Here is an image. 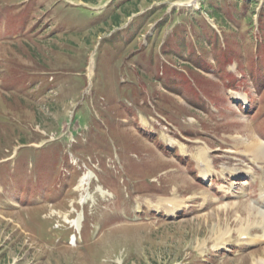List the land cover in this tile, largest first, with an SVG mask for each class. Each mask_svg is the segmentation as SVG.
I'll return each mask as SVG.
<instances>
[{
  "label": "rangeland",
  "instance_id": "rangeland-1",
  "mask_svg": "<svg viewBox=\"0 0 264 264\" xmlns=\"http://www.w3.org/2000/svg\"><path fill=\"white\" fill-rule=\"evenodd\" d=\"M12 1L16 4L13 3L7 12L13 17L9 25L0 20V84L2 78L10 88L0 87V165L12 162L11 167L0 173V208L10 210H0V264H196V259H200L199 264H264V243L255 250L234 249V245L239 247V243L244 241L239 234L250 232L255 236L264 225L260 188L261 180H264V164L256 165V161L253 162L246 153V143L264 134V119L251 118L247 112L249 107H244V103L243 108L240 107L232 98L231 91L245 83L256 99L255 104L260 105L253 113L262 112V75L255 79L253 74L264 67V47L261 46L264 41L254 28L256 12L258 7L264 6V0H197L193 6H187L192 0H133L130 11L135 14L112 31H109L107 23L111 24V20L107 17L117 5L114 0H89V3L84 0ZM136 4L140 8L139 13L134 10ZM55 5L57 8L53 9ZM69 6L71 8L67 9ZM80 6L93 10V14L87 16ZM231 7L233 9L230 10ZM217 11L220 17L216 15ZM142 15L145 19L134 28L137 32L133 30L131 38L124 39L127 33L122 31ZM64 19L68 24L55 31V23H62ZM106 20L109 21L105 25ZM158 22H162L160 29L155 27ZM261 25L264 31V13ZM207 26L215 27L220 38L223 32L231 46L228 55L217 54L218 37ZM21 28L25 35L21 33L18 40L10 37L14 34L11 31ZM72 28L82 32L69 34ZM98 28L106 30L105 33L94 35L92 30ZM155 30L158 31L153 38ZM118 31L122 33L114 37ZM165 39L164 54L160 55L159 44ZM181 39L183 43L179 44ZM100 42L105 45L98 53ZM138 44L141 46L136 47ZM96 55L99 56V65L93 82ZM192 57L200 58L204 63H195ZM234 58L242 63L246 77L239 80L232 75L231 82L227 83V64ZM173 68L185 71L187 77L184 72L180 74ZM229 68L234 71L236 65ZM24 73L30 79L37 74L44 78L30 80L27 88V75L19 80ZM236 74L242 77L239 72ZM178 76L183 77L177 79ZM88 77L90 85L86 80ZM151 92L159 98V112L155 111ZM143 93L148 97L150 93V99L142 98ZM84 95L86 99L100 96L94 100L96 112L98 116L105 115L106 119L97 128L90 125L95 109L89 108V111L87 106H92V100L83 110H78V115L82 116L74 120L75 110ZM125 95L127 98L124 100ZM207 97L213 102L227 100L226 109L218 112L215 103ZM202 99L204 103H200ZM106 102L109 110L105 106L100 109L99 105H106ZM175 109L178 111L172 114L171 125L165 121L163 113L174 112ZM207 120L209 122L205 126ZM110 125L112 131L115 128V132L106 136L107 142L108 138L111 141L97 144L93 150L90 148L94 155L88 156V162L103 175L115 174L112 185L118 183L114 188L121 187L123 191L118 197L113 195V203H106L110 197L99 195L97 173L88 171L89 180L94 182L91 189L84 186L91 183L87 180L84 184L79 183L75 191L80 190V203L89 204L94 216L91 223L86 224L91 229V239L86 244L80 239L81 243L75 246L54 232L61 241L48 234L36 240L28 226L30 222L36 223L41 231L45 230L46 224L58 228L62 222H69L70 214L75 210L68 209L69 201L65 200L68 191L59 192L57 199L44 198V193L38 195L39 201L35 203L43 205L26 208L30 203L21 198L37 194L21 195L20 191L10 187L15 183L30 186L26 184L27 178L15 172L17 161L27 155L24 161L29 162L31 169L35 167L34 153L49 156L50 152L60 148L64 153L71 152L76 150L72 148L80 138L85 144L97 142L96 137L86 131L93 128L96 131L100 127L108 131ZM185 125H189V129L183 131L181 127ZM153 136H158V140ZM205 137H210L213 148H219L221 141L229 140L231 145L228 147L236 150L235 155L226 151L222 155H217L214 150L210 152L211 157L218 161L220 172L230 164L240 170H252V175L234 177L232 173H226L222 181V176L216 177L217 187H207V197L199 193L205 189V182L195 180L197 190L192 191V183L188 179H191V174L197 177L200 173L191 161L187 170L186 164L180 160L182 156L175 151L179 149L187 158L195 160L198 148L206 145ZM104 148L110 152H105ZM205 148L209 150L208 146ZM9 150L13 151L9 153ZM113 151L133 166H127L121 158L116 159ZM72 152V162L77 164L80 155ZM177 165L184 169L183 175L173 178V171L169 175L171 181H165L161 186L153 182L156 179L145 180L143 186L146 189L134 195L126 186L129 183L125 180L123 184L122 181L124 172L129 169L134 170L132 174L137 178L141 176L149 180L154 176L161 179L160 171L169 168L166 172L170 173ZM13 171V177H8ZM246 178L250 181L243 185L241 182ZM164 186L170 190L169 197L185 198L188 211L184 216L172 218L165 213L161 217L163 209L151 207L157 206L162 197L152 192ZM124 191L126 200L122 201ZM207 201H210L208 208L204 206ZM143 209L157 214L152 216ZM108 215L112 218L106 217ZM39 216L48 220L38 221ZM100 227L102 229L98 233ZM228 237L226 243L232 245L226 246V255H221L223 248L220 246ZM211 251L219 254L212 257L208 254Z\"/></svg>",
  "mask_w": 264,
  "mask_h": 264
},
{
  "label": "trees",
  "instance_id": "trees-1",
  "mask_svg": "<svg viewBox=\"0 0 264 264\" xmlns=\"http://www.w3.org/2000/svg\"><path fill=\"white\" fill-rule=\"evenodd\" d=\"M84 1L89 3V0H84ZM147 1L148 2H152V0H147ZM132 2H133V0H115L114 1V3L117 4L115 9H114V12L110 16L107 17L109 20H111V24L107 23L108 25H110V26H108L109 27V31H112L115 28L121 27L122 25H124L125 23L128 22V19L130 17H132L133 14H135L132 11H130V9H131L130 6L132 5ZM137 5L138 4H136V8L134 10L137 13H139L140 12V8ZM238 6H239V4H237L236 7H238ZM203 8H205V7L203 6ZM121 9H122V11H121ZM231 9H233V7H231L230 10ZM174 13H176V11H174ZM219 13H220L219 11H217V13H216V15L218 17H220ZM233 17L236 18L235 16H233ZM144 19H145V16H143V15L138 17V18H136V19H134L128 25V27L125 30H123V32L127 33V36L125 37L126 40L127 39L129 40L131 38V35L134 32L135 33L137 32V31L134 30V28L137 26V24L143 23ZM109 20H106L103 24L106 25V22H108ZM204 25H205V20H204ZM161 26H162V22H158V27L161 28ZM207 27H209V29H212V33L214 35H216L218 37V40H219V36L217 35L216 31L213 30V28L211 26H207ZM178 29H179V27H178ZM193 29H194V26H193ZM133 30H134V32H133ZM92 31H94V32H92L94 35H98L100 32L101 33H105L106 30H103V28H98L97 30H92ZM128 33H129L130 36L128 35ZM119 34H121V32H119L118 35ZM263 34H264V31L261 32L260 36H261V38L264 39V35ZM263 39H262V41H264ZM108 42H111V41H108ZM110 44L113 45L112 43H110ZM261 46H262V48L264 47L263 44H261ZM229 50H231V46L225 48L222 45L221 41L219 40V42L216 45V50H215L217 52V54L218 55H228V53L230 52ZM192 61L195 62V63H198V64L204 63V60H202L200 58H195V57H192ZM188 67H190V66L188 65ZM190 68H192V67H190Z\"/></svg>",
  "mask_w": 264,
  "mask_h": 264
},
{
  "label": "bare ground",
  "instance_id": "bare-ground-1",
  "mask_svg": "<svg viewBox=\"0 0 264 264\" xmlns=\"http://www.w3.org/2000/svg\"><path fill=\"white\" fill-rule=\"evenodd\" d=\"M246 148L248 149L247 152L253 156V160L256 162H264V142L260 139H258V136L256 140H252L248 143H246ZM197 160L199 161V164L201 166V172L205 176V178L211 176V174L214 172V169L211 167L210 159H209V150L207 148L200 147L198 149V152L196 154ZM261 160V161H259ZM210 162V163H209ZM262 193L264 195V185L262 187ZM262 195V196H263ZM164 202H168L171 204V206L168 208L169 214H175L177 210H180L182 208V201L179 200H162ZM252 211V210H251ZM262 214V212H258ZM259 215V214H257ZM257 217V216H256ZM248 234V233H246ZM257 240H259L257 238ZM254 240V241H257ZM247 243H250V241H247Z\"/></svg>",
  "mask_w": 264,
  "mask_h": 264
}]
</instances>
